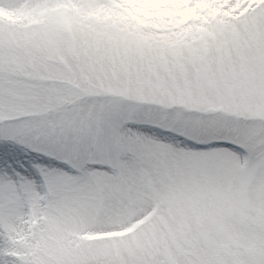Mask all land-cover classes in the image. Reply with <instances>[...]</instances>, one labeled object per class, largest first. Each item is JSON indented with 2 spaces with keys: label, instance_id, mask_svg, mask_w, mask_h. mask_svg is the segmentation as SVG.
Returning a JSON list of instances; mask_svg holds the SVG:
<instances>
[{
  "label": "snow or ice",
  "instance_id": "1",
  "mask_svg": "<svg viewBox=\"0 0 264 264\" xmlns=\"http://www.w3.org/2000/svg\"><path fill=\"white\" fill-rule=\"evenodd\" d=\"M0 264H264V0H0Z\"/></svg>",
  "mask_w": 264,
  "mask_h": 264
}]
</instances>
